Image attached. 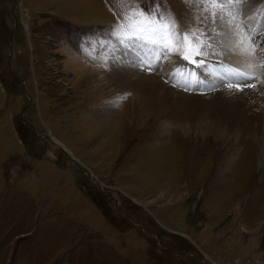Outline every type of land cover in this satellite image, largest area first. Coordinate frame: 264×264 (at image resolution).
Segmentation results:
<instances>
[{"label": "rangeland", "instance_id": "obj_1", "mask_svg": "<svg viewBox=\"0 0 264 264\" xmlns=\"http://www.w3.org/2000/svg\"><path fill=\"white\" fill-rule=\"evenodd\" d=\"M128 4L203 30V64L171 53L148 71L152 46L119 32L122 0H0V264H264V124L228 132L211 72L264 91V0L239 17L252 73L222 50L241 29L198 0ZM122 75L184 96L163 98L168 117L141 112Z\"/></svg>", "mask_w": 264, "mask_h": 264}, {"label": "snow or ice", "instance_id": "obj_2", "mask_svg": "<svg viewBox=\"0 0 264 264\" xmlns=\"http://www.w3.org/2000/svg\"><path fill=\"white\" fill-rule=\"evenodd\" d=\"M192 2L193 0H185V3ZM122 3L129 10L123 14L125 23L119 26V32L123 39H139L145 45L152 46L147 53H137L139 63L143 64L148 71L153 68V60L166 59L171 53L179 54L181 59L196 66L203 64V60L196 59L204 55L205 45L200 39V36L205 35L203 30L180 28L171 13L163 11L159 4L149 11L130 6L128 0H122ZM198 3L201 10L208 13L205 19H208L211 24L219 23L227 27L229 34L237 29L251 28L249 24L239 19L242 16L244 0H198ZM259 11L260 15L264 16V10ZM260 27H264V23L257 21L256 28L251 30L254 33ZM212 30L215 31V29ZM197 31L200 32V36H197ZM252 43L255 42L252 41ZM247 78L252 79V77ZM228 87L231 88L233 85L229 84ZM235 87L238 91H242L244 87H254V85L236 84Z\"/></svg>", "mask_w": 264, "mask_h": 264}, {"label": "bare ground", "instance_id": "obj_3", "mask_svg": "<svg viewBox=\"0 0 264 264\" xmlns=\"http://www.w3.org/2000/svg\"><path fill=\"white\" fill-rule=\"evenodd\" d=\"M248 32L250 31L247 29H241V32L238 31V35L233 36L235 37L234 39L225 35L228 40L224 42V48H222V50L225 55H229V53L232 51V48L238 49L237 53L240 64H242V67L244 64L245 69L252 73L254 72V69L252 68L254 59L251 56V52L249 53L250 47H248L246 44H241L242 39L243 42H245L244 37L249 35L247 34ZM254 36L255 35H252V39ZM257 44L258 43H256V45ZM254 49L255 48L253 47L252 50ZM260 58L261 56H259V60ZM260 62L261 61H259V64ZM263 67L264 64H262L261 68ZM215 71L218 72V69ZM215 71H211L216 77V80H212V84L214 86H220L216 95L218 96V93L225 92L224 99L220 100L219 98L220 103L215 110V114L219 116L218 118L220 121H222V125L226 127L228 132L233 133L234 131L236 132L239 131V129H242L251 134L252 130L255 129V127H253L254 124L257 126H262L264 124V91L262 94L256 87H244L242 91L236 90L235 87L229 88L228 84L226 86L223 85L224 80L218 74H216ZM226 78H228V75ZM141 80L142 79L140 77L131 78L123 75L117 76L114 79V84L119 90L131 93L130 103L137 106V109L141 112V109H143L146 110L144 111L145 113L151 114L155 110L156 115L161 109H163V112L161 113L162 117H168V112H166L164 109L165 103L163 98L184 96L180 94L181 92L179 93L178 91L173 90L172 87L169 86V88L168 86H165L164 82H162V80L159 78H156L155 80L153 78H148L145 81ZM261 94L263 96H261Z\"/></svg>", "mask_w": 264, "mask_h": 264}]
</instances>
